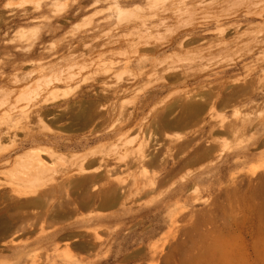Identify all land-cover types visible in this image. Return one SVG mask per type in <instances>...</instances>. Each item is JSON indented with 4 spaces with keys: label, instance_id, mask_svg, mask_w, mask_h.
Wrapping results in <instances>:
<instances>
[{
    "label": "rangeland",
    "instance_id": "rangeland-1",
    "mask_svg": "<svg viewBox=\"0 0 264 264\" xmlns=\"http://www.w3.org/2000/svg\"><path fill=\"white\" fill-rule=\"evenodd\" d=\"M170 1L0 0V123L18 121L0 138V264H264V0L128 28ZM246 4L263 16L227 48L171 46Z\"/></svg>",
    "mask_w": 264,
    "mask_h": 264
},
{
    "label": "bare ground",
    "instance_id": "bare-ground-1",
    "mask_svg": "<svg viewBox=\"0 0 264 264\" xmlns=\"http://www.w3.org/2000/svg\"><path fill=\"white\" fill-rule=\"evenodd\" d=\"M118 0H116V2H117ZM132 1H134V0H128V4L129 3H131ZM144 2L145 3V5H150V7H151V4L154 6V7H156L155 5L157 4L156 2H158V1H156V0H139V2ZM156 1V2H155ZM162 1V0H161ZM199 1V0H198ZM200 1H204V0H200ZM239 1V0H238ZM240 1H243V0H240ZM244 1H246L247 3H248V1L247 0H244ZM114 2H115V0H114ZM138 2V1H137ZM154 2L156 3V4H154ZM194 2H196V0H176V1H170V3H169V6L168 7H163V8H161V9H158V10H156L155 12H154V20L153 21H151L150 19H149V21H147L146 19H140V20H137V21H133V22H131V24H133V25H131V26H128V28L130 27V28H135L136 29V27H138V28H140V27H142V28H150L151 26H153L154 28L156 27V26H158L159 27V25H166V23H168V22H171V21H174L175 19H178L180 16H181V14L182 13H186V14H191V13H193V10H195V9H192V7L191 6H188L190 3H194ZM215 2H217L218 3V1L217 0H210L209 2H206V3H210V4H212V3H214L215 4ZM249 2H251L250 0H249ZM253 2H255V1H253ZM252 2V4H254ZM163 3H165V1H163ZM163 3H158L159 5L160 4H163ZM198 3V2H197ZM202 4H204V2H201ZM224 3H226V2H224ZM245 3V2H244ZM256 4H257V2H255ZM120 5L119 3H116V5H114V6H118V5ZM122 4V3H121ZM166 4H167V2H166ZM207 4V5H208ZM220 4V3H219ZM232 4V3H231ZM241 4H242V2H241ZM256 4H254V5H256ZM198 5V4H197ZM197 5H196V7H197ZM200 5V4H199ZM224 5V4H223ZM245 5V4H244ZM243 5V6H244ZM152 6V7H153ZM158 6V5H157ZM167 6V5H166ZM193 6H194V4H193ZM213 6H215V5H213ZM230 6V5H229ZM235 6V5H234ZM121 7V6H120ZM149 7V6H148ZM195 7V6H194ZM245 7H247V9L244 11V12H238V13H234L235 15H233V16H231V17H228L226 20H224V19H222V18H219V17H214V18H212L213 20L212 21H207V22H205V23H203V25H201V26H198V28H202V30H204V33H205V31H208V29L210 28V27H214L215 28V30H216V32H217V36L216 37H214V38H211L210 36H209V38L208 37H206V36H204V33L203 34H199V33H195L194 32V30H195V28H196V26H189V27H185V28H183V30H181V31H179L178 33H177V38L178 39H174L173 41H171L170 43H173V44H171V46L173 47V48H175V49H180V50H182L183 49V47H185V46H190L191 44H193V43H222L223 45H222V47L225 49V48H227V46H229V44H231V42H229V41H232L231 39L230 40H227V41H225L223 38L222 39H220L222 36H225L226 34L224 33V32H226V30L228 29V27H230V26H234V28H235V25H236V23H238V22H240V21H244V22H246V21H251L252 22V20L255 18V15H257L256 13H255V11H253V12H251L250 11V6H248L247 4H246V6ZM256 7V6H255ZM262 7V6H261ZM109 8V7H108ZM115 8V7H114ZM119 8V7H118ZM159 8H160V6H159ZM223 8H225V7H223ZM257 8V7H256ZM262 9V8H261ZM118 11V13H119V9H117L116 8V12ZM120 11H122V9H120ZM257 11H260V13H261V10H259V8H258V10ZM153 12V11H152ZM117 13V14H118ZM124 12L122 11V14H123ZM259 13V14H260ZM121 14V13H120ZM263 14V13H262ZM262 14H260L261 16H263ZM156 15H158L157 17H156ZM194 15V14H193ZM118 16V15H117ZM260 16V17H261ZM259 17V16H258ZM157 18V19H156ZM129 19V18H128ZM127 20V19H126ZM211 20V19H210ZM181 21V20H180ZM228 21H230V24L228 25ZM231 21H233L232 23H231ZM128 23H129V21H128ZM227 24V26H224V24ZM132 26H134V27H132ZM239 26V25H238ZM157 28V27H156ZM152 29V28H151ZM237 29V28H236ZM130 30V29H129ZM131 31V30H130ZM228 31V30H227ZM234 33H236V30H234L233 31ZM195 33V34H194ZM208 33V32H207ZM232 33V32H231ZM223 34H225V35H223ZM229 34V33H228ZM233 34V33H232ZM231 34V35H232ZM216 35V34H215ZM239 34H238V32H237V36H238ZM248 35H250V33L248 34ZM241 36V35H240ZM229 37V36H228ZM249 37H251V36H249ZM254 37H256V36H254ZM254 37H252V38H254ZM226 38V37H225ZM239 38V37H238ZM251 39V38H250ZM83 40V38H81V39H78L77 40V42H79V41H82ZM237 39H235V41H236ZM247 40H249V39H247ZM76 42V43H77ZM233 42H234V40H233ZM262 42V41H261ZM175 43V44H174ZM255 43V42H254ZM257 43V42H256ZM213 44H209L208 46H206L205 47V49H207L206 51H210V50H213L214 48H211L212 46H213ZM71 45V44H70ZM215 45V44H214ZM217 45V44H216ZM215 45V46H216ZM219 45V44H218ZM217 45V46H218ZM221 45V44H220ZM198 46V45H197ZM80 47V46H79ZM221 48V47H220ZM203 49H204V47H203ZM73 50V49H72ZM71 50V51H72ZM264 51V50H263ZM117 52V51H116ZM189 53V52H188ZM115 54V53H114ZM200 54V53H199ZM202 55V54H201ZM210 55V54H209ZM101 56V55H100ZM71 59V58H70ZM155 62V61H154ZM158 62H160V61H158ZM158 62H155V63H153L152 64V66H156L157 64H158ZM160 65V64H159ZM242 67H246V66H242ZM84 68V67H83ZM18 81H19V79H17ZM94 80V79H93ZM230 97H233V96H231L230 95ZM227 98V97H226ZM223 99V98H222ZM225 99V98H224ZM228 99H230V98H227V100ZM225 101V100H224ZM223 101V102H224ZM222 102V101H221ZM195 103V102H194ZM227 103V102H226ZM225 102L223 103V104H226ZM14 104H15V102H14ZM162 104V103H161ZM222 104V103H221ZM199 105V104H198ZM28 106V105H27ZM200 107V106H199ZM199 107H197V105L196 106H194V105H192L191 104V102H190V105H188V103H185V106H183V108H184V110H186V112L188 113V114H190V115H195V111L198 109V112L200 111V110H202L204 107L201 105V107H203V108H199ZM11 108L13 109L14 108V106H11ZM166 108H168V107H166ZM11 109V110H12ZM81 111V110H80ZM165 111V110H164ZM171 111V110H170ZM201 112V111H200ZM199 112V113H200ZM197 113V112H196ZM212 114V113H211ZM80 115V114H79ZM9 115H6V117H8ZM81 116L82 117H79V118H83V119H86V120H88V113H86V111L85 112H83L82 111V113H81ZM10 117V116H9ZM7 118V119H4L3 121L1 120V123H0V138H2L3 136H8L9 138L10 137H13V136H17L18 135V132H17V123H18V121L16 120V118L14 119V118H12V117H10V118ZM30 117V116H29ZM192 117V116H191ZM5 118V117H4ZM89 118H91L90 116H89ZM157 118V117H156ZM161 118V117H160ZM3 119V118H2ZM158 119V118H157ZM163 119V118H162ZM164 120V119H163ZM166 120V119H165ZM156 122V121H155ZM178 122V121H177ZM219 122V121H218ZM224 122V121H223ZM168 123V122H167ZM181 123V122H180ZM163 124V123H162ZM168 124H170V123H168ZM219 124V123H218ZM165 125V124H164ZM175 125H177L178 126V124H175ZM26 126V125H25ZM162 126V125H161ZM167 126V125H166ZM169 126V125H168ZM171 126V125H170ZM169 126V127H170ZM176 126V127H177ZM25 129H26V127H25ZM146 129V128H145ZM26 131V130H25ZM16 132H17V134H16ZM207 138V137H206ZM149 146V145H148ZM148 148V147H147ZM42 150V149H41ZM43 152H45L46 153V156H48V157H50V158H52L53 160H56V159H58V160H56V162L57 161H59V160H63V158H64V156L65 155H63V154H58V153H56V152H54V151H52V150H48V149H43L42 150ZM41 152V151H40ZM43 152H41V153H39V154H44L45 155V153H43ZM35 154H37V156H38V153H36V152H34ZM147 153V152H146ZM83 155V154H82ZM42 156V155H41ZM67 156V155H66ZM146 156V155H145ZM70 157H72V159H74L75 158V160L76 159H79V158H77V156H71V154H70ZM37 158V157H36ZM54 158H56V159H54ZM66 158V157H65ZM65 158H64V160H65ZM143 158V157H142ZM148 159V158H147ZM52 160V161H53ZM63 160V161H64ZM69 160V159H68ZM140 160V159H139ZM151 160V159H150ZM55 161H53V163H54ZM71 164V163H70ZM73 164V163H72ZM31 165H33L35 168H41V169H44V168H46V167H48V166H46V164L44 165V162H43V160L41 159V158H38V159H36V160H34V162L31 164ZM41 166V167H40ZM44 168H43V167ZM83 166H82V164H81V166H79V169L80 170H83ZM37 170V169H36ZM45 170V169H44ZM87 171H89V170H87ZM40 172H41V170H40ZM45 172V171H44ZM44 172H42V173H44ZM41 173V174H42ZM67 173V172H66ZM87 176H89V175H87ZM97 178V177H96ZM96 178H94V179H96ZM80 179V180H79ZM90 179H92V177L90 176V177H88V178H86V177H84V178H78L77 179V181H75V183H74V185L77 183V184H79V186L81 187V185L83 186L85 183H87L88 181H90ZM94 179L93 180H91V184L93 183V181H94ZM150 179V178H149ZM79 180V181H78ZM89 183V182H88ZM94 183H95V181H94ZM93 183V184H94ZM91 184H89V186L91 185ZM93 184H92V186H93ZM79 186H76L77 188L79 187ZM88 186V185H87ZM88 186V187H89ZM259 186V185H258ZM85 187V186H84ZM83 187V190H85L87 187H85L84 188ZM112 187V186H111ZM16 190V189H15ZM80 190V189H79ZM110 190V189H109ZM108 190V191H109ZM106 192L105 194L103 193V197L101 198L102 199V206L101 207H103V204H105L106 202H108L109 200H111V194L109 193V192ZM103 192H105V191H103ZM111 192H113V189H112V191ZM82 193V192H81ZM108 193V194H107ZM100 195V196H101ZM90 197H91V195H89ZM88 196V197H89ZM81 197V196H80ZM87 197V199H89ZM88 201V200H87ZM90 201V200H89ZM101 201V200H100ZM105 206V205H104ZM1 220V219H0ZM2 223V222H1ZM6 223V222H5ZM8 223V222H7ZM9 224V223H8ZM4 226V225H3ZM16 227V226H15ZM14 227V228H15ZM11 228V227H10ZM6 229H8V228H6Z\"/></svg>",
    "mask_w": 264,
    "mask_h": 264
}]
</instances>
